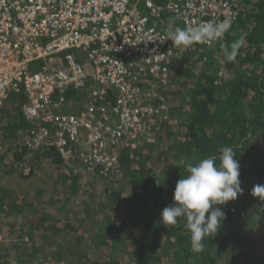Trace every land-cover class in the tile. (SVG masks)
<instances>
[{
  "label": "trees",
  "instance_id": "16d2710c",
  "mask_svg": "<svg viewBox=\"0 0 264 264\" xmlns=\"http://www.w3.org/2000/svg\"><path fill=\"white\" fill-rule=\"evenodd\" d=\"M163 20L159 24L163 29L170 20L176 21L168 13ZM241 38L237 56L228 61L225 47ZM168 85L170 91L164 98L168 112H174L173 120H159L155 141H147L145 134L132 141L129 138L107 175H71L74 180L87 179L88 184L77 191L72 182L73 188L67 189L69 196H75L71 200L63 197L73 203V210L63 213L69 215L54 218L60 202L51 205L57 207L51 215L45 207L36 208L39 201H25L27 196L20 191L0 192V231L7 219L17 224L16 231L10 229L9 239L13 234L23 239L29 226L32 229L25 233L30 240L41 239V231L54 234L38 252L34 246L28 250L25 241L11 239L7 249L0 250V259L6 263L16 258L22 264H264V195L251 194L255 185H264V0H244L224 44L213 49L197 43L192 51L176 56L170 64ZM16 111L20 114L17 103H5L0 125L2 117L7 114L10 121ZM21 119L12 128L24 129L26 123ZM0 127L9 138L10 129ZM222 147L235 150L243 191L236 200L214 206L226 218L217 233L203 239V251L196 253L191 250L185 221L163 225L160 214L173 202L174 188L187 174V165L195 166L209 157L218 161ZM46 151L52 156L55 149ZM14 155L21 160L24 153L14 151ZM53 156L63 163L59 155ZM35 172L19 173L29 177ZM60 195L50 193L46 202L52 204ZM15 217L26 220L25 224Z\"/></svg>",
  "mask_w": 264,
  "mask_h": 264
},
{
  "label": "built area",
  "instance_id": "2783aa9c",
  "mask_svg": "<svg viewBox=\"0 0 264 264\" xmlns=\"http://www.w3.org/2000/svg\"><path fill=\"white\" fill-rule=\"evenodd\" d=\"M244 0H0V109L17 103L26 127L16 139L0 130V156L10 149L35 159L53 148L67 175H107L124 144L155 141L169 119L163 87L177 49L160 27L163 14L184 28L231 25ZM227 33V32H226ZM207 48L224 44L225 36ZM89 87L80 113L68 91ZM148 131V132H147ZM19 167L28 174V164ZM0 264H22L16 258ZM34 264H41L36 262Z\"/></svg>",
  "mask_w": 264,
  "mask_h": 264
},
{
  "label": "clouds",
  "instance_id": "9594fccd",
  "mask_svg": "<svg viewBox=\"0 0 264 264\" xmlns=\"http://www.w3.org/2000/svg\"><path fill=\"white\" fill-rule=\"evenodd\" d=\"M231 28V21L204 22L195 27L179 28L174 21L167 25V36L177 48H188L197 43H211L224 36ZM243 39L225 47V57L232 61L238 54ZM186 175L176 183L173 202L160 214V223L176 225L179 219L185 221L190 233L193 252L204 249L203 239L217 233L226 213L216 205H226L242 193L240 164L232 147H222L218 161L216 157L200 160L195 166L186 167ZM253 196L264 195V185L253 187Z\"/></svg>",
  "mask_w": 264,
  "mask_h": 264
},
{
  "label": "crops",
  "instance_id": "0c3cea01",
  "mask_svg": "<svg viewBox=\"0 0 264 264\" xmlns=\"http://www.w3.org/2000/svg\"><path fill=\"white\" fill-rule=\"evenodd\" d=\"M169 22H171V20ZM88 86H92V85L90 83H87V87H85L82 90H77V91L71 89L74 92H71L70 95L68 94L67 110H69L70 112H73V113H80L82 111L83 106L87 103V100L89 98L88 97L89 96V87ZM169 86L170 85H168V83H167L163 87V91H162L163 96L166 92H168L170 90ZM0 113H1V109H0ZM168 115H169V120L170 119L173 120L174 112L173 111L168 112ZM20 120H22V119H21L20 114L17 111L13 114L12 119L10 121H9V117L7 116V114L4 117H2V119H1L2 125H0V126H2V128H4V126H6L10 129L9 132H7L9 135V138L16 139L17 137H19L20 130H21L20 127H18L19 129L18 128L14 129V128H12V125L14 123L15 124L18 123ZM0 130H2L1 127H0ZM3 134L5 135V132H3ZM46 149H48V148H46ZM46 149L40 150L37 153L38 159H33V160L32 159L27 160L24 157L25 155L22 156L21 160H19L18 158L15 157L14 151H12L11 149L9 151H7L5 154L1 155L0 156V162H1L0 163V192L6 193V191H8V192L9 191H15V192L20 191L23 195L27 196L25 201H30L32 203L39 201L40 205H41V203L47 204L46 200L48 201L49 194H50V192L54 191L53 189H57V188L60 189V194H62L61 191L63 189H68L69 187H72L71 186L72 182L76 183L75 187L77 188L76 189L77 191L80 190L81 185L83 183L84 184L87 183V181H88L87 179L82 178L83 179L82 181L81 180H74V178L72 176L69 177L70 175L65 174L63 172V169L66 166V164L61 163V161L57 160V157L53 156V155H58V153L56 151H53V155L50 156L47 154ZM19 164H21V165L28 164L31 167V169H36L35 174L33 176H29V177L21 176L19 172L22 170L20 169V167H17V165H19ZM12 168L13 169L15 168L16 171H14ZM2 169L3 170L6 169V170H8V172L3 173ZM18 169H20V170H18ZM91 174H93V173H91ZM6 180L9 183L7 185L4 184L6 182ZM45 185H47V186L49 185L47 187L50 189V191L48 193H46V191L44 192V190H43V189H46ZM59 187H62V188H59ZM41 188H43V189H41ZM34 197H35V200L33 199ZM73 197H75V196H73ZM41 199H44L45 201H42ZM52 199H50V200L52 201ZM64 200L60 202V203H62L61 207H63V206L65 207V205L67 203V200H65V201ZM53 203L57 204L56 201H53ZM24 204H26V202ZM48 205H51V204H48ZM64 211H65V213L68 212V210H65V208H64ZM63 216H67V215L63 214L60 217H63ZM14 219L15 220H21V218L16 219V217ZM24 222H26V220ZM11 227L12 226L8 227V229H13L16 231V228H17L16 223H14L13 228H11ZM31 229H32V226L31 227L29 226V230H31ZM35 229L37 232L39 231V229H37V228H35ZM9 232H10V230H9ZM25 232L28 233V231H25ZM25 232H24V235L22 237H24L25 239H28V235ZM2 235L3 234L0 233V237ZM14 236L17 237V235H14Z\"/></svg>",
  "mask_w": 264,
  "mask_h": 264
},
{
  "label": "rangeland",
  "instance_id": "374dc122",
  "mask_svg": "<svg viewBox=\"0 0 264 264\" xmlns=\"http://www.w3.org/2000/svg\"><path fill=\"white\" fill-rule=\"evenodd\" d=\"M175 25H176V27H179V28H184V25H183V23L180 21V20H176L175 21ZM231 74L232 73H229V75H230V77H231ZM172 90V89H171ZM170 91V90H169ZM182 100V99H181ZM178 118H176V120H177ZM175 120V121H176ZM174 121V122H175ZM11 175V174H10ZM12 176V175H11ZM90 180V179H89ZM16 182V181H15ZM17 183V182H16ZM5 185H7V184H9L8 183V181L6 180V182L4 183ZM49 184V183H48ZM88 184V183H87ZM17 186V185H16ZM46 186V193H48L49 191H50V189L49 188H47L48 186L47 185H45ZM59 188H62V187H59ZM86 188V187H85ZM64 191V192H63ZM60 189H59V191H52V192H50V193H52V194H54V193H56L57 195H59L60 193ZM69 191H67V189H63L62 191H61V195H60V197L58 196L55 200H56V203H58V202H61V201H63L64 199L66 200V198H68V196H69V193H68ZM29 196V195H28ZM72 196L73 195H70L69 196V199L71 200V198H72ZM63 197H66V198H63ZM103 198H104V196H102ZM63 198V199H62ZM102 198V199H103ZM34 200H35V197L33 198ZM68 199V200H69ZM73 199V198H72ZM105 199H106V197H105ZM47 204H45L44 205V203H43V205H36L37 207V209H39V208H41V207H45V209H46V211H48L49 213H51V214H53L54 215V213H55V209L57 208L56 206H55V208L53 209L52 208V206L51 205H54L55 203H52L51 205H48V202H46ZM60 208H58V213H56L55 215H54V218H55V216L56 217H60V216H62L63 215V213L65 212L64 211V208H65V210H68V213L70 212L69 210H73V203L71 202V201H69L67 204H66V207H61V205L59 206ZM103 207H105V206H103ZM106 212V211H105ZM67 215H69V214H67ZM98 214H96L94 217L95 218H99V219H101V215H98ZM103 216V215H102ZM93 217V218H94ZM20 221H22V223L23 224H25V220L24 219H21ZM93 221V220H92ZM96 221V220H95ZM11 220H9V219H7V220H5V223L3 224V229L0 231V233L1 234H3L1 237H0V245H2V244H4V245H2V246H0V250H6L7 248H6V246L7 245H9V243H10V240L12 239L14 242H16V240L18 241V243H24V241L27 243L26 245H27V248H28V250H30V251H33L32 250V247L34 246L35 248H37V251L36 252H38V251H40L42 248H45V246H47L48 244H49V242H50V239L48 238L49 236H54V234H53V232H51V231H47V232H44V231H41V232H39L38 234L40 235L41 233H42V235H43V237L41 238V239H39V238H36V239H34V240H30V239H25L24 237H23V239H19V238H17V237H15L14 235H12V237L9 239V237H10V233H9V230L10 229H8L7 230V226L8 227H10V226H12L11 228H13V225L11 224ZM13 223V222H12ZM17 223H18V221H17ZM22 224V225H23ZM90 224V220L88 219V221H85V226L84 227H86L87 228V226ZM17 225V224H16ZM21 226V225H20ZM22 227V226H21ZM31 227V226H30ZM26 231H28L29 232V227L26 229ZM5 233V234H4ZM22 235H24V233L22 234ZM59 237L60 238H66V237H68V236H63V235H60L59 234ZM49 241V242H48ZM54 246H56V244L54 245ZM29 251V252H30ZM28 252V253H29ZM41 264H55L54 262H49V261H43ZM61 264V263H60Z\"/></svg>",
  "mask_w": 264,
  "mask_h": 264
}]
</instances>
